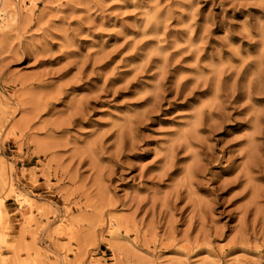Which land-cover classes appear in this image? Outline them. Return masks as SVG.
<instances>
[{"label": "rangeland", "instance_id": "rangeland-1", "mask_svg": "<svg viewBox=\"0 0 264 264\" xmlns=\"http://www.w3.org/2000/svg\"><path fill=\"white\" fill-rule=\"evenodd\" d=\"M1 198L0 264H264V0H0Z\"/></svg>", "mask_w": 264, "mask_h": 264}, {"label": "bare ground", "instance_id": "bare-ground-1", "mask_svg": "<svg viewBox=\"0 0 264 264\" xmlns=\"http://www.w3.org/2000/svg\"><path fill=\"white\" fill-rule=\"evenodd\" d=\"M20 195V197L18 198L19 200L18 201H20V203L24 206V207H28L29 209H32L33 208V203H35V202H33L32 203V199L33 198H31V197H29V196H27V195H25V194H19ZM3 198V197H2ZM0 199V224L2 225V228H1V230H0V243L1 242H5V234L7 233L6 232V229H8L7 228V224H6V213L3 211L4 209H2V207L4 206V201H3V199ZM27 208V209H28ZM39 208V207H38ZM36 209V208H35ZM31 211V210H30ZM5 213V214H4ZM31 214H32V212H31ZM32 216V215H31ZM113 221V220H112ZM111 222V221H110ZM0 225V226H1Z\"/></svg>", "mask_w": 264, "mask_h": 264}]
</instances>
